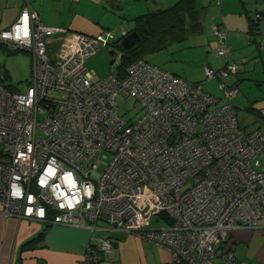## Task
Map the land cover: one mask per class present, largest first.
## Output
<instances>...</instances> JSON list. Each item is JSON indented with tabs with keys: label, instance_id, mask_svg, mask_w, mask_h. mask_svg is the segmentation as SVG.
<instances>
[{
	"label": "built area",
	"instance_id": "obj_1",
	"mask_svg": "<svg viewBox=\"0 0 264 264\" xmlns=\"http://www.w3.org/2000/svg\"><path fill=\"white\" fill-rule=\"evenodd\" d=\"M212 32L225 65L207 66L205 81L146 59L121 80L122 27L86 35L25 7L0 31V45L31 56L25 91L0 81V215L105 233L87 244L84 263L113 254L114 235L128 232L168 250V264H247L224 244L264 218V133L241 130L239 66L227 31ZM104 48L111 74L99 78L86 63ZM213 80L221 97L205 89ZM119 96L140 105L136 119L120 115Z\"/></svg>",
	"mask_w": 264,
	"mask_h": 264
},
{
	"label": "crops",
	"instance_id": "obj_2",
	"mask_svg": "<svg viewBox=\"0 0 264 264\" xmlns=\"http://www.w3.org/2000/svg\"><path fill=\"white\" fill-rule=\"evenodd\" d=\"M179 1L181 0H0V31L12 26L23 9L28 6L32 12L40 15L42 22L47 26L60 27L92 36L105 30L114 31L122 27L128 35L136 29L137 18L140 16L169 9ZM229 1L235 3L238 9H228ZM259 1L218 0V4L215 3L216 6H212V0H196L202 30L201 33L191 32L190 28L185 41L204 33L203 20L206 18L207 28L210 27L211 31L216 26L227 31L231 61L236 62L233 50L243 47L242 39L246 36L248 45L256 46V49L264 52V43L260 41L264 37V16L263 19L262 17L257 18V14L261 15L263 12L264 15V11L256 9L251 13L248 9L254 4L260 5ZM251 26L258 30H255L253 34L250 33L252 37L249 38ZM212 39V41H206L198 38L199 43H194L195 40H192L188 46L170 42L164 50L159 51L167 55L163 64L155 61L154 57L148 61L177 76H184L183 78L190 82H201L203 77L197 76L191 80L182 64L171 63L175 62V58L171 57L169 52L199 46L203 49L208 45L206 49L208 57H205L206 64L203 71L207 66L220 69L224 66V60L214 51L216 47L214 35ZM202 41L204 43H201ZM258 44H260L259 47ZM175 45H180V48ZM251 60L242 56L241 63L246 66ZM240 74L239 66L238 74L233 79L237 86L241 80ZM44 229L45 224L41 222L20 221L0 215V264H168L171 260L168 250L152 245L138 238L134 233L120 232L114 235L116 241L113 254L107 255L100 262L84 263L83 257L87 244L96 243L97 240L94 239L106 234L58 225H53L45 231L42 243L23 248L25 243L38 237ZM224 248L232 250L238 260H243L247 264H264V218L259 228L255 230H239L230 234ZM218 249L223 250V247L220 246ZM209 264L229 263L223 257L217 256Z\"/></svg>",
	"mask_w": 264,
	"mask_h": 264
},
{
	"label": "rangeland",
	"instance_id": "obj_3",
	"mask_svg": "<svg viewBox=\"0 0 264 264\" xmlns=\"http://www.w3.org/2000/svg\"><path fill=\"white\" fill-rule=\"evenodd\" d=\"M215 3L218 4V0H212V6H216ZM259 3L260 5L257 3L252 5L251 8H248L251 13H253L256 9L264 11V0H260ZM230 8L238 9L237 6H235V3L233 4L229 1L228 9ZM206 21L207 19L205 18L203 20L205 30L202 35H196L199 37L188 39L180 45L188 46L190 43H192V40H195L194 43H199L197 40L198 38L200 40L204 39L206 41H212L213 32L211 31L210 27L207 28ZM114 33L118 34L119 28L115 29ZM246 38L247 36L242 39L244 45L241 49L236 48L233 50L235 61L237 64H239L238 66H240L241 80L238 83L239 94L233 100L232 104L236 108L239 126L244 133L248 134L258 130L264 133V52L260 49H256V46L248 45ZM55 39L52 41H60V37ZM260 41H263L264 43V37ZM201 43L204 42L202 41ZM180 45L175 46H179L177 48H180ZM259 46L260 44H258V47ZM50 48L54 50L56 48V43L52 44ZM206 49H208V45L203 49L199 46L170 51L169 53L171 54V57L175 58V62L171 63L182 64V66L185 68L184 70L187 72L186 74L191 78V80L195 79L194 77L200 76L203 77L202 81H205V70L203 71V68L206 64L205 57H208V54H206ZM214 51L216 52V48ZM200 53H202L201 56ZM242 56L248 57L249 60H251L253 57L254 58L245 66L241 63ZM146 57L147 60H152L154 57L153 59L155 61L163 64L167 55L165 52H157L152 57L149 55ZM111 62V50L109 48H104L93 58L89 59L86 63V66L91 72H94L96 76L99 78H104L111 74ZM0 74L3 78L2 82L6 86L13 90L25 91L30 83L31 56L26 52L10 53V50L8 51L4 47L0 46ZM204 86L205 89L212 95L221 97V93L217 89V82L215 80L208 82L206 81ZM118 103L120 105L119 113L126 121L130 122L136 119L138 114H140L141 107L133 98L125 99L124 97L119 96ZM101 158L107 162L110 159V155L102 154Z\"/></svg>",
	"mask_w": 264,
	"mask_h": 264
},
{
	"label": "trees",
	"instance_id": "obj_4",
	"mask_svg": "<svg viewBox=\"0 0 264 264\" xmlns=\"http://www.w3.org/2000/svg\"><path fill=\"white\" fill-rule=\"evenodd\" d=\"M195 2L196 0H181L169 9L160 10L155 13H148L137 18V26L134 31L139 34L140 40L134 47L129 50H125L122 46H120V48L123 50L124 55L120 66L116 70V76L118 77V79L122 80L127 77V68L133 62L139 59L147 60V55L150 56L153 53L164 50L167 47V44L170 42H184L188 38L190 28L191 32L201 33L202 24L199 22V14ZM263 16V12H261L262 19ZM255 30L258 29H254L253 26H251L249 34H253ZM251 37L252 35L249 36V38ZM0 46L9 51V49L5 46ZM12 52L18 53V51L10 50V53ZM2 79L3 78L0 74L1 82ZM4 86L11 91H17L9 88L5 84ZM44 224V231L39 234L38 237L25 243L23 245V248L29 245L35 246L43 242L45 231L52 226L47 223Z\"/></svg>",
	"mask_w": 264,
	"mask_h": 264
},
{
	"label": "water",
	"instance_id": "obj_5",
	"mask_svg": "<svg viewBox=\"0 0 264 264\" xmlns=\"http://www.w3.org/2000/svg\"><path fill=\"white\" fill-rule=\"evenodd\" d=\"M140 40V36L139 34L134 31L129 33L128 35H126L122 40H121V46L125 49V50H129L132 47H134L137 42H139ZM113 53V52H112Z\"/></svg>",
	"mask_w": 264,
	"mask_h": 264
}]
</instances>
